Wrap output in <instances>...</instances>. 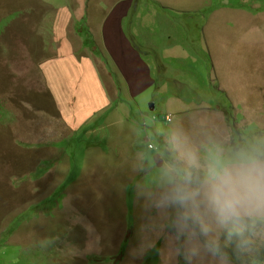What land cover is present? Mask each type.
I'll list each match as a JSON object with an SVG mask.
<instances>
[{
    "label": "rangeland",
    "instance_id": "rangeland-1",
    "mask_svg": "<svg viewBox=\"0 0 264 264\" xmlns=\"http://www.w3.org/2000/svg\"><path fill=\"white\" fill-rule=\"evenodd\" d=\"M70 1L0 0V264H188L139 190L137 134L167 115L194 134L264 125V0H133L122 36L138 57L116 56L127 79L82 34L119 90L84 122L65 106L72 82L46 76L35 48L52 32L57 52ZM139 61L151 87L130 97Z\"/></svg>",
    "mask_w": 264,
    "mask_h": 264
},
{
    "label": "clouds",
    "instance_id": "clouds-1",
    "mask_svg": "<svg viewBox=\"0 0 264 264\" xmlns=\"http://www.w3.org/2000/svg\"><path fill=\"white\" fill-rule=\"evenodd\" d=\"M132 168L139 190L171 228L172 256L188 264H264V125L194 134L147 126Z\"/></svg>",
    "mask_w": 264,
    "mask_h": 264
},
{
    "label": "crops",
    "instance_id": "crops-1",
    "mask_svg": "<svg viewBox=\"0 0 264 264\" xmlns=\"http://www.w3.org/2000/svg\"><path fill=\"white\" fill-rule=\"evenodd\" d=\"M104 1L109 4V8H106L103 3L93 0H71L69 6H65L64 13L57 17V21H59L57 27L60 30L57 52H50V47L54 46L56 37V34L52 32L48 35L46 43L42 41V38L46 37L47 34L39 32L41 41L35 46L38 51H42L45 58L43 63H46L44 66L46 76L53 79L57 78L59 82L69 78L72 82L67 91L73 92V95L70 96L71 100H68L65 106L70 105L72 107L73 116L78 122H84V120L94 116L97 111H102L110 106V99H115L119 93L117 84L106 70L105 65L92 55L91 50L86 51L84 49L91 44H87L88 40L84 44V40L81 38L83 33L80 32V29L89 30L93 36V41L100 46L102 52L110 53L124 79L127 77L119 61L124 60L123 56L126 55L127 51L136 54L138 57V51L135 47L124 46L126 39L122 36L124 35L123 27L126 25L124 21L130 16L133 0ZM157 1L166 5L164 8L176 9L177 7L171 1ZM102 12L106 14L102 15ZM135 16L137 15L131 19H134ZM87 17L88 22L85 20ZM158 19L163 21L161 14H159ZM75 20L78 22L74 23ZM170 23L169 20L166 21V25ZM140 33L142 35L144 32L140 30ZM75 40L80 46L75 45ZM109 47L115 55L109 50ZM138 66L142 69L134 67L132 71H129L133 83L132 86L129 83L126 92L130 97H133V93L135 96L143 94L151 87L150 80L148 83H143V77H146L147 73L141 61H139ZM67 121L70 124L72 122L71 118H67Z\"/></svg>",
    "mask_w": 264,
    "mask_h": 264
},
{
    "label": "trees",
    "instance_id": "trees-1",
    "mask_svg": "<svg viewBox=\"0 0 264 264\" xmlns=\"http://www.w3.org/2000/svg\"><path fill=\"white\" fill-rule=\"evenodd\" d=\"M81 31L80 32H82L83 34H86V36H88L90 33H89V30H85V31H83V29H80ZM87 39L85 38V41H86ZM85 44V43H84Z\"/></svg>",
    "mask_w": 264,
    "mask_h": 264
},
{
    "label": "built area",
    "instance_id": "built-area-1",
    "mask_svg": "<svg viewBox=\"0 0 264 264\" xmlns=\"http://www.w3.org/2000/svg\"><path fill=\"white\" fill-rule=\"evenodd\" d=\"M165 120H166L167 122H170V121L172 120V118H171L170 115H167V116L165 117Z\"/></svg>",
    "mask_w": 264,
    "mask_h": 264
},
{
    "label": "water",
    "instance_id": "water-1",
    "mask_svg": "<svg viewBox=\"0 0 264 264\" xmlns=\"http://www.w3.org/2000/svg\"><path fill=\"white\" fill-rule=\"evenodd\" d=\"M150 107H151V109H154V104H151Z\"/></svg>",
    "mask_w": 264,
    "mask_h": 264
}]
</instances>
